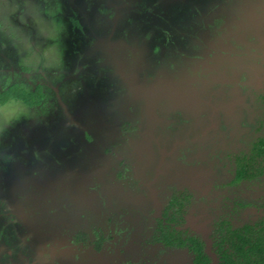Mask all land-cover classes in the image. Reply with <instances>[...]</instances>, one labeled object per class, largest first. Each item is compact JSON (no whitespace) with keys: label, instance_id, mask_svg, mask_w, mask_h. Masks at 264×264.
<instances>
[{"label":"rangeland","instance_id":"obj_1","mask_svg":"<svg viewBox=\"0 0 264 264\" xmlns=\"http://www.w3.org/2000/svg\"><path fill=\"white\" fill-rule=\"evenodd\" d=\"M244 1L0 0V77L44 87L38 106H0V264L29 261L17 244L26 237L62 248L68 264H149L172 189L193 194L186 212L207 233L220 216L235 227L262 219L264 179L227 191L231 156L264 137V0ZM146 164L158 173L146 176ZM173 254L161 258L189 260Z\"/></svg>","mask_w":264,"mask_h":264},{"label":"flooded vegetation","instance_id":"obj_2","mask_svg":"<svg viewBox=\"0 0 264 264\" xmlns=\"http://www.w3.org/2000/svg\"><path fill=\"white\" fill-rule=\"evenodd\" d=\"M242 1H244V0H242ZM231 2H232V4L234 3L233 1H231ZM244 3H245V1H244ZM235 7L238 10L239 9H243V5L241 6V4H240V7H239L237 5V3L235 4ZM239 12L241 13V10L236 12L238 17L240 16ZM242 16H240V17H242ZM69 21L76 28H78V29L80 28V26L76 25L77 20H75L73 18H70ZM178 23H179L180 29L181 30H185V28H184V26H182L181 22H178ZM176 31L179 32L178 29ZM188 36H189V34H188ZM198 39L200 40L199 36H198V38L196 37L194 40L191 39L190 40V41H192L191 44L193 43L195 45L198 42V41H196ZM202 44L203 45L197 44V46L198 47L200 46L201 48H205L207 46L203 42H202ZM215 81H213L211 83H213V85H216L217 82H215ZM197 83L198 84H196V87L207 84V81L206 80H202V81L198 80ZM260 97L263 98L264 97V93L261 94ZM114 99H118V98L116 96H113L112 100L114 101ZM122 118L123 117H119L118 122H121ZM187 128H188L190 133L191 132L196 133L195 131H197L198 135H196L194 137H197L199 139L198 142H201V143L208 142L209 143L210 141H212V136H211L210 133H203L204 131L202 132L200 129L196 130L194 128H190V125ZM124 130H127V129L124 128ZM173 130L176 131L178 129L174 128ZM139 133H140V131H138V134ZM204 135H206V136L204 137ZM259 138H262V137H259ZM256 141H252L251 145L249 144V152L246 151L243 154L232 155L231 156V160L233 161V164H234V169H233V171L230 174L231 177H230V180L228 181V184H227V191L228 192L233 191L231 189V187H230L232 185H237L239 183L242 184V183H246L248 181H255V180L257 181V180H260V179L261 180L264 179V172H263V173L259 174L257 177H254L253 179H250V180H249V178L240 179L238 181L235 180L236 179L237 160L239 158L240 159L243 158L244 155H245L247 157L246 163L248 164V162H249V153L252 150L253 143L256 142ZM153 142H154L155 148H156L158 146V143L156 144V142L154 140H153ZM191 150L192 149H190V152H191ZM158 151H160V150H158ZM162 156H161L160 160L158 159L160 161L159 162L160 165H158L159 167H163V165L165 163V159H164L165 156H163V157ZM167 157L173 159L172 156L167 155L166 158ZM153 158H154V156H153V153H152V158H149V161H148L150 164L152 163ZM258 160L261 162L262 161L261 157H259ZM262 163H263V161H262ZM147 166L148 167H146L145 169L146 170H147V168H149V169L146 172V174H147L146 176L150 177L153 173H155V174L158 173V170H156L157 168L154 170V168L152 166L151 167H149V165H147ZM168 169L169 168H167V170H166V172H167L166 178L170 177L168 175ZM185 174H186V177H185V179H186L187 175H188V172H186ZM218 174L221 175L222 174L221 171L220 172L218 171ZM171 188H172V185H171ZM164 193H166V192L161 193L160 198L162 197V195ZM124 194H126V192L123 191V189H122L121 192L118 193V195H120V196H118V200H119V198L121 196L124 197L123 196ZM146 195H148V194L145 193V198L141 197V198L144 199V202H145V205H146L145 208L147 210H150V208L156 207V201L154 200V197L152 198L151 194H150V197H149V195H148V197H146ZM137 196H139V195H137ZM165 197L167 199H166V201H163L164 202V206L162 207V209L160 210L159 213L158 212L156 213V215H157L156 222H155V224H153L152 229L150 230L151 235H150V240H149L148 244H149V246H152V247H158L159 250L157 252H153V251H148L147 250V252L150 253V254H147V256H146L147 259L150 260L149 264H159L160 262L158 260H161V262L164 261V263H166L165 260H163L161 258L162 255L164 256V258H166L167 255L172 254V253H174V254L177 253L178 254L179 251L187 252L188 256H189V260L187 259L186 263H180V264H195V257H196V254H195L196 252L194 250V247H195L194 245L195 244L190 239H195V241L197 240L198 242H201L203 244L202 245V252L208 256V258H209L208 264H211L213 262V259L206 251L207 250V241H209L211 243V252L213 253V255L217 259L216 260V264H220L221 260H222V250L220 249V246L223 245L224 248L229 247V244L227 242V237L225 235V231L227 229H229L230 231H233V230H236V229L238 230V229L242 228L245 225H249V224H251V225L253 224L254 225V224H258V223H264V215H262V216H260V218H262L261 220L259 219L257 221L252 222V223L251 222L249 223V219H247L248 221H246L245 223L235 227V226L232 225V223H231V221L229 219H226L225 217L220 216L219 218H217L216 222L213 224L212 230H208V233H207V231L204 228V226H196L193 223V220H191L188 217L189 213L186 212L187 209L189 208L188 205L190 204V202H188L190 200L189 198L192 199L193 198V194H190V192L187 191V190H185V192L182 191V192L179 193L178 189H177V191L175 189L174 190L172 189L168 193L165 194ZM228 198H231V197L228 196ZM214 201H215V199H214ZM259 201H261V200H259ZM187 203H188V205H187ZM121 205H125V203H123ZM121 205H120V207H122ZM238 206H249V202L247 204L245 202H240V203H238ZM263 207H264V205H263ZM247 216H249V215H247ZM5 224L7 225V222L6 223L4 222V224H2V227H4V229L6 227ZM11 225L12 224H10V226ZM6 228H8V227H6ZM1 230L3 231V229H1ZM3 232H2V234H3ZM205 236L207 238L206 240H205ZM2 237L3 236H1V238ZM1 238H0V241H1ZM27 239L28 238L26 237L25 238V240H26L25 242L26 243H24V244L17 243L19 245H22V247L24 246V248H25V250L23 249V252H24L23 256H19V258L22 257V259H24V261H26L27 259L30 261V262L27 261V263H25L23 261L25 264H68L66 260H62V254L61 255L58 254V251H60L62 248L58 249V248H56L54 246L53 248L54 249L56 248V252H57L55 254L51 250H49L50 246H48V244H45V243L36 244V243H32L30 241L32 244H28L27 245ZM29 240H31V239H29ZM91 243H92V245L95 243V245H93V247L91 246L92 250L102 248L101 246H103L105 248V246H106V245H103L105 243V240H103V239L102 240L100 239V241L98 240V242L94 240V241H91ZM79 244L81 245V243H79ZM96 244H100V245H96ZM109 247H110V245H109ZM131 247L132 248L134 247L133 244L131 245ZM107 248H108V246H107ZM102 249H100V251ZM122 251H124V250H122ZM144 251H145V253H147L146 250H144ZM229 251H232V250L230 249ZM110 252L111 251H109V253ZM114 252L116 253V251H114ZM118 252H120V251H118ZM141 252L142 251L137 252L136 256H138ZM122 253H124V252H122ZM174 254L172 255L173 259L175 258ZM29 256H30V259H29ZM172 262H171V264L174 263V262L173 263ZM123 264H129V263H123ZM176 264H178V262H176Z\"/></svg>","mask_w":264,"mask_h":264},{"label":"trees","instance_id":"obj_3","mask_svg":"<svg viewBox=\"0 0 264 264\" xmlns=\"http://www.w3.org/2000/svg\"><path fill=\"white\" fill-rule=\"evenodd\" d=\"M23 69L31 72L30 68L28 67H25ZM121 80L122 79L120 78L117 79L118 82H122ZM88 83L89 85H93L92 87L95 88L100 89L102 87L101 84L96 86V81L89 79V77L86 84ZM112 90L105 89L101 91L103 95L106 94L108 97H110L111 95L115 96ZM107 91L109 92L107 93ZM43 92L44 87L41 84L29 85L25 82L15 79L12 75L11 77H8L3 74L2 78L0 77V106L5 105L11 98L12 101L21 102L28 107L38 106L43 101ZM118 93L120 95L119 91ZM94 98L97 99L96 101H100V99H102L96 97L95 95ZM87 99V95H84L83 99H77V102L85 100L81 101V103L84 104L86 103ZM110 100L112 102V99ZM259 157H261L263 163L262 161L260 162L258 160ZM246 161L247 157L245 155L243 158H239L237 160L235 180L238 181L244 178H249L250 180L264 172V137L259 138L256 142L253 143L252 150L249 153L248 164L246 163ZM10 180H12V183L15 182L13 178ZM23 227L26 226L24 225ZM225 235L227 237L229 247L224 248L223 245L220 246V249L222 250V260L220 264H264V223L245 225L242 228L233 231L227 229L225 231ZM190 240L195 244V264H208L209 258L202 252L203 244L201 242H198L197 240L195 241V239ZM230 249L232 251H229Z\"/></svg>","mask_w":264,"mask_h":264},{"label":"water","instance_id":"obj_4","mask_svg":"<svg viewBox=\"0 0 264 264\" xmlns=\"http://www.w3.org/2000/svg\"><path fill=\"white\" fill-rule=\"evenodd\" d=\"M206 236H205V240H206ZM207 253L212 257L213 262L211 264H216V257L213 255V253L211 252V243L209 241H207Z\"/></svg>","mask_w":264,"mask_h":264}]
</instances>
